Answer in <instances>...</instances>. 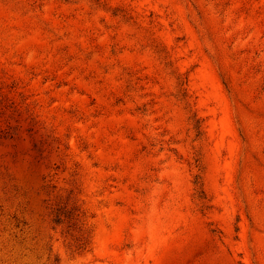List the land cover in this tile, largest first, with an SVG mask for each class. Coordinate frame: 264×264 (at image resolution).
I'll use <instances>...</instances> for the list:
<instances>
[{
    "label": "rangeland",
    "instance_id": "rangeland-1",
    "mask_svg": "<svg viewBox=\"0 0 264 264\" xmlns=\"http://www.w3.org/2000/svg\"><path fill=\"white\" fill-rule=\"evenodd\" d=\"M0 264H264V0H0Z\"/></svg>",
    "mask_w": 264,
    "mask_h": 264
}]
</instances>
